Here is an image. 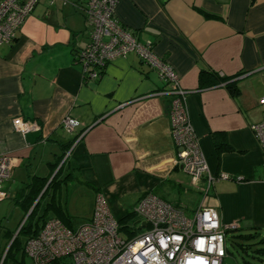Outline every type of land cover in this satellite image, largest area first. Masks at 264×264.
Listing matches in <instances>:
<instances>
[{
	"label": "crops",
	"instance_id": "obj_1",
	"mask_svg": "<svg viewBox=\"0 0 264 264\" xmlns=\"http://www.w3.org/2000/svg\"><path fill=\"white\" fill-rule=\"evenodd\" d=\"M87 1L40 0L14 41L0 46V154L12 163L5 183H15L4 200L31 176L47 177L65 154L66 182L54 198L60 211L47 217L71 229L91 218L99 192L121 225L136 223L134 208L147 193L192 215L202 196L175 167L176 95L167 83L134 53L106 65L98 80L75 64L89 41L78 6ZM115 1L121 26L177 75L209 172L228 177L214 183L206 205L238 232L264 231V154L250 129L264 121V0ZM227 78L237 94L221 82ZM16 118L35 129L19 134ZM65 118L79 123L72 133Z\"/></svg>",
	"mask_w": 264,
	"mask_h": 264
},
{
	"label": "built area",
	"instance_id": "obj_2",
	"mask_svg": "<svg viewBox=\"0 0 264 264\" xmlns=\"http://www.w3.org/2000/svg\"><path fill=\"white\" fill-rule=\"evenodd\" d=\"M39 2L0 0V46L14 41ZM78 6L90 34L87 46L76 54L74 61L90 80H98L104 67L115 59L134 53L176 95L169 110L177 149L175 167L188 176V188L198 191L202 198L194 213L188 215L181 207L147 193L134 208L136 223L129 228L131 236L123 237V226L113 217L104 194L99 192L91 218L77 228L70 229L56 218L47 219L38 235L25 242L24 255L29 259L26 264H222L227 256V233L239 226L223 223L217 211L205 202L214 183L228 177L209 172L188 118L186 92L180 88L177 75L154 53L151 43L139 42L133 32L121 26L115 15V0H88ZM258 103L264 105V98ZM12 124L21 135L35 129L22 118L14 119ZM61 126L72 133L79 123L65 118ZM250 129L264 154V121ZM11 169L10 159L0 154V202L5 199L3 185L10 178ZM137 230L140 232L132 233Z\"/></svg>",
	"mask_w": 264,
	"mask_h": 264
},
{
	"label": "trees",
	"instance_id": "obj_3",
	"mask_svg": "<svg viewBox=\"0 0 264 264\" xmlns=\"http://www.w3.org/2000/svg\"><path fill=\"white\" fill-rule=\"evenodd\" d=\"M230 78L223 79L221 82H226L225 85L228 89L230 94L235 95L237 94V89H235V81L230 82ZM201 85L203 82V75L201 74L199 79ZM65 157V154L60 155L53 163H50L51 172L47 177H39V176H31L30 180L26 183H24V186L16 192V196L14 197L13 201L23 212V217L29 212V210L32 208L30 214L28 215L26 221L23 223L21 228L19 229L16 237L12 240L10 247L7 251L6 256L9 254L10 249L13 246H16L22 253V256H24V245L25 242L38 235L40 230L42 229L44 223L46 222L49 217H47V214L51 211H60L59 205L54 202V198L56 195L61 194V184L65 183L66 177H62V172L65 167L66 162L68 161L67 158L63 160ZM59 167V168H58ZM57 170L55 176L50 180L52 174L54 171ZM50 182L48 183V181ZM48 183V184H47ZM47 185V186H46ZM49 197V201L46 202V204L42 205V201ZM37 213L38 217L36 220H32L33 216ZM61 221V218L59 216L54 217ZM66 227L70 228L67 224H65L63 221H61ZM18 229V228H17ZM71 229V228H70ZM253 234L248 235H242L238 232V230L230 231L227 233V243H229L232 247L237 248L240 251H245V248L243 247L242 243L243 241H249L251 239H254L257 236V231H253ZM15 233L14 231H8L6 234L10 236V238ZM23 235L25 236V242L24 245H21L19 241V236ZM226 243V244H227ZM227 255L229 254L228 248L226 247ZM261 253H264V250H257L256 254L260 255ZM24 264V263H22Z\"/></svg>",
	"mask_w": 264,
	"mask_h": 264
},
{
	"label": "rangeland",
	"instance_id": "obj_4",
	"mask_svg": "<svg viewBox=\"0 0 264 264\" xmlns=\"http://www.w3.org/2000/svg\"><path fill=\"white\" fill-rule=\"evenodd\" d=\"M261 120H264V117H261ZM64 171V170H63ZM63 173V172H62ZM7 182V181H6ZM188 182V181H187ZM18 186V184H16ZM4 190L15 191V183L9 181L3 185ZM189 197V199H191ZM190 206H193L194 201L189 202ZM27 214L23 217L22 210L15 206L14 202L6 199L0 202V264H26L29 263L28 257L25 255L22 256L21 251L13 246L9 254L6 256L7 251L10 247L12 240L18 232L17 228H20V225L23 224L27 219ZM38 217L37 213L33 216V221ZM131 225L132 222H130ZM124 225V226H123ZM123 228L121 234L123 237H130L129 228L131 225L123 224ZM15 233L10 238L6 234L8 231H14ZM140 231H132L133 234H137ZM242 235L253 234L254 232L251 230H243L239 232ZM19 241L21 245H24L25 236L20 235ZM245 251H240L237 248L232 247L229 243L226 244L228 248L229 254L224 258L222 264H264V253L260 255L256 254L257 250H264V231H259L257 236L254 239L249 241L241 242Z\"/></svg>",
	"mask_w": 264,
	"mask_h": 264
},
{
	"label": "water",
	"instance_id": "obj_5",
	"mask_svg": "<svg viewBox=\"0 0 264 264\" xmlns=\"http://www.w3.org/2000/svg\"><path fill=\"white\" fill-rule=\"evenodd\" d=\"M58 168H59V167H58ZM58 168L54 171V173L52 174L50 180L55 176V174H56ZM50 180H49V182H50ZM49 182H48V183H49ZM31 210H32V208H31V209L29 210V212L27 213V216L30 214ZM21 225H22V224H21ZM15 236H16V235H15Z\"/></svg>",
	"mask_w": 264,
	"mask_h": 264
}]
</instances>
